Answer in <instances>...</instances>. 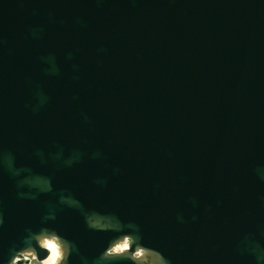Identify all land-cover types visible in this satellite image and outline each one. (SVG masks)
Wrapping results in <instances>:
<instances>
[{
    "label": "water",
    "instance_id": "water-1",
    "mask_svg": "<svg viewBox=\"0 0 264 264\" xmlns=\"http://www.w3.org/2000/svg\"><path fill=\"white\" fill-rule=\"evenodd\" d=\"M47 238L264 264V0H0V264Z\"/></svg>",
    "mask_w": 264,
    "mask_h": 264
},
{
    "label": "bare ground",
    "instance_id": "bare-ground-1",
    "mask_svg": "<svg viewBox=\"0 0 264 264\" xmlns=\"http://www.w3.org/2000/svg\"><path fill=\"white\" fill-rule=\"evenodd\" d=\"M44 245L50 250V253H51V249H55V256H54V259L51 260L50 262H46V260L48 259V256L44 261L43 263L44 264H56L60 257H61V251H60V248L58 246V244L56 243V241L54 239H50V238H47L44 240ZM127 243L125 241L119 243L118 245H116L114 247L115 250L117 251H122V250H125L127 248Z\"/></svg>",
    "mask_w": 264,
    "mask_h": 264
},
{
    "label": "flooded vegetation",
    "instance_id": "flooded-vegetation-1",
    "mask_svg": "<svg viewBox=\"0 0 264 264\" xmlns=\"http://www.w3.org/2000/svg\"><path fill=\"white\" fill-rule=\"evenodd\" d=\"M55 256V249H51V253L50 256L48 257V259L46 260V262H50L51 260L54 259ZM18 261L21 262V264H24L25 262H29L30 264H40V262H38L36 260V258L31 255V254H22L19 258Z\"/></svg>",
    "mask_w": 264,
    "mask_h": 264
},
{
    "label": "rangeland",
    "instance_id": "rangeland-1",
    "mask_svg": "<svg viewBox=\"0 0 264 264\" xmlns=\"http://www.w3.org/2000/svg\"><path fill=\"white\" fill-rule=\"evenodd\" d=\"M40 264H44L43 262H40Z\"/></svg>",
    "mask_w": 264,
    "mask_h": 264
}]
</instances>
